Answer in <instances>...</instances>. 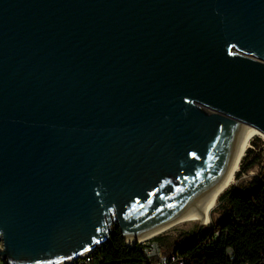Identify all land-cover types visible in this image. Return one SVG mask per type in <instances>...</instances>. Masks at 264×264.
<instances>
[{
    "label": "water",
    "instance_id": "obj_1",
    "mask_svg": "<svg viewBox=\"0 0 264 264\" xmlns=\"http://www.w3.org/2000/svg\"><path fill=\"white\" fill-rule=\"evenodd\" d=\"M264 134V0H0V260L64 264L200 208Z\"/></svg>",
    "mask_w": 264,
    "mask_h": 264
},
{
    "label": "trees",
    "instance_id": "obj_2",
    "mask_svg": "<svg viewBox=\"0 0 264 264\" xmlns=\"http://www.w3.org/2000/svg\"><path fill=\"white\" fill-rule=\"evenodd\" d=\"M257 163L251 161L242 172ZM219 201L220 218L181 233L165 253L184 258V264H264V174L254 176L245 187L226 191ZM157 239L163 246L164 239ZM75 264H146V257L139 245L129 246L114 226L109 240L90 255V263Z\"/></svg>",
    "mask_w": 264,
    "mask_h": 264
},
{
    "label": "bare ground",
    "instance_id": "obj_3",
    "mask_svg": "<svg viewBox=\"0 0 264 264\" xmlns=\"http://www.w3.org/2000/svg\"><path fill=\"white\" fill-rule=\"evenodd\" d=\"M256 137H261L264 139V134L256 128L249 126L246 132L244 133L219 184L217 185L211 197L200 208L182 217H179L178 219L173 221V223L166 227L152 231L150 234L139 240L143 241L150 237L163 234L164 232L172 229L173 227L184 223L199 222L201 224H208L210 222L213 210H215V208L218 206L220 196L228 189H230L232 185L235 184L237 173L240 170L241 161L243 160L249 147L251 146L252 140Z\"/></svg>",
    "mask_w": 264,
    "mask_h": 264
},
{
    "label": "rangeland",
    "instance_id": "obj_4",
    "mask_svg": "<svg viewBox=\"0 0 264 264\" xmlns=\"http://www.w3.org/2000/svg\"><path fill=\"white\" fill-rule=\"evenodd\" d=\"M248 150H251L252 152L249 153L247 151L245 157L241 161L240 170L237 173L235 184L232 185L228 190H231L232 188L245 187L254 176L264 174V139L261 137L254 138ZM253 160H258V163L254 165L252 168H250L248 171L242 172V167L246 166ZM222 206L223 205H220V201H219L218 206L215 208V210H213L211 214V219L208 224L212 223L214 220L222 216ZM208 224H201L199 222L184 223L173 227L172 229L164 232L163 234H160L159 236H161L164 239V245L162 246L164 252L168 253L167 252L168 245L171 244V242H173L181 233L188 232L197 228L198 226L208 225ZM0 248H2V243H0ZM0 264H2L1 260H0Z\"/></svg>",
    "mask_w": 264,
    "mask_h": 264
},
{
    "label": "built area",
    "instance_id": "obj_5",
    "mask_svg": "<svg viewBox=\"0 0 264 264\" xmlns=\"http://www.w3.org/2000/svg\"><path fill=\"white\" fill-rule=\"evenodd\" d=\"M158 236L159 235L137 242V245L142 248L146 257V264H184V258L176 255H169L164 252L160 241L157 239ZM91 254L92 252L84 254L80 258L64 264H75L78 260H85V263H90Z\"/></svg>",
    "mask_w": 264,
    "mask_h": 264
}]
</instances>
